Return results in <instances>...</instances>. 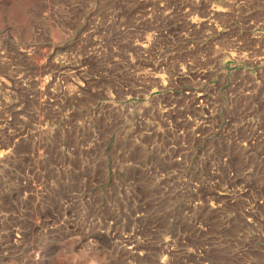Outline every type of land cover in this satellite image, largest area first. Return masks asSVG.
<instances>
[{"label": "rangeland", "instance_id": "obj_1", "mask_svg": "<svg viewBox=\"0 0 264 264\" xmlns=\"http://www.w3.org/2000/svg\"><path fill=\"white\" fill-rule=\"evenodd\" d=\"M0 264H264V0H0Z\"/></svg>", "mask_w": 264, "mask_h": 264}]
</instances>
